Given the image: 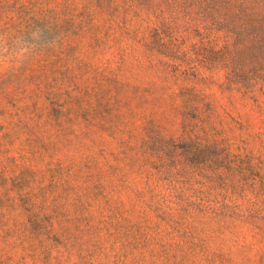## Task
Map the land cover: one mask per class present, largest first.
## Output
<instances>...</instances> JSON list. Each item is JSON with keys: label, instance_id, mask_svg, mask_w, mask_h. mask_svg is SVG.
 I'll use <instances>...</instances> for the list:
<instances>
[{"label": "rangeland", "instance_id": "1", "mask_svg": "<svg viewBox=\"0 0 264 264\" xmlns=\"http://www.w3.org/2000/svg\"><path fill=\"white\" fill-rule=\"evenodd\" d=\"M260 10L0 0V264H264Z\"/></svg>", "mask_w": 264, "mask_h": 264}, {"label": "trees", "instance_id": "2", "mask_svg": "<svg viewBox=\"0 0 264 264\" xmlns=\"http://www.w3.org/2000/svg\"><path fill=\"white\" fill-rule=\"evenodd\" d=\"M210 2L216 3V0H210ZM262 2L263 1H260V3ZM228 12L224 13V15L222 16L223 17L222 22L224 26L227 25L225 23L228 20H230V24H234V23L236 24V21H235L236 19L241 21L242 24H244L245 26H248L252 30V34H253V36L251 37L250 45L248 46V49L252 50L255 56V60L257 62H261L264 64V10L251 11V12L242 11L239 14H230ZM205 16L211 18V21L209 23V24H212L211 27H213V25L218 24L219 16L209 14V13H206ZM206 28H210V27H206ZM237 28L238 26L234 25L232 27V31H234ZM244 30L245 28L243 29V31ZM236 34L241 37L243 32L239 31Z\"/></svg>", "mask_w": 264, "mask_h": 264}]
</instances>
